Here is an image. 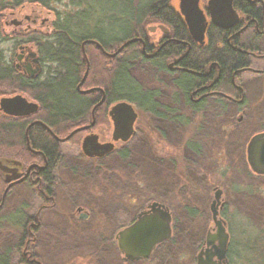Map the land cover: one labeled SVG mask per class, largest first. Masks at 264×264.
Masks as SVG:
<instances>
[{"label": "flooded vegetation", "instance_id": "1", "mask_svg": "<svg viewBox=\"0 0 264 264\" xmlns=\"http://www.w3.org/2000/svg\"><path fill=\"white\" fill-rule=\"evenodd\" d=\"M263 34L264 0H0V74L15 80V87L6 84L0 98L19 95L36 104L19 115L0 110V122L18 126L21 133V141L0 145V209L12 191L26 188L34 194L33 204L14 209V219L27 213L16 220L23 227L8 224L17 234H29L19 264H43L36 249L45 238L46 214L58 207L56 191L67 181L59 175L63 158L74 147L87 159L121 157L130 152L128 141L141 138L162 150L167 168L171 166L167 176L180 180L178 190L193 187L195 193L175 196L174 205L152 197L124 200L132 207L125 220L106 210L90 215L82 205L69 204L56 223L70 228L74 221L99 230L98 264H264V159L252 151V138L264 134V127L251 130L246 141L236 138L232 154L241 158L230 155V161L226 152L235 127L262 120L246 113L240 78L264 77ZM71 46L77 47L79 61L67 49ZM120 69L133 78L132 100L106 99L101 82L80 83L81 76L75 92L97 95L85 115L76 120L83 105L75 106L69 97L59 102L70 111L69 121L58 126L45 121V107L50 104L52 110L56 102L38 94L56 75ZM145 72L152 78L148 86L136 76ZM228 107L231 112L225 113ZM83 145L87 153L94 146L102 149L88 155ZM191 174L198 185H191ZM100 197L104 207L112 196ZM154 201L168 212L170 236L148 254L126 258L119 232L152 214ZM182 213L189 227L178 226Z\"/></svg>", "mask_w": 264, "mask_h": 264}, {"label": "rangeland", "instance_id": "2", "mask_svg": "<svg viewBox=\"0 0 264 264\" xmlns=\"http://www.w3.org/2000/svg\"><path fill=\"white\" fill-rule=\"evenodd\" d=\"M260 45L261 50H264V34L261 37ZM261 65L263 64L261 63ZM136 76L144 86H148L152 81L150 73H140ZM250 77L252 75L244 74L240 78L242 83L245 82L243 86L247 100L245 103L246 113L260 115L258 118L262 120L254 123L252 121L246 126L235 127L232 142L230 141L226 147L229 158L230 155L241 158L238 153L232 154V150L236 146V138L241 142L246 141L252 133L251 130L264 127V77L253 81ZM219 108L218 113H222ZM229 110H231L230 107L224 112L230 113ZM157 124L161 126L162 123L157 122ZM250 127L252 128L250 129ZM127 147L130 150L127 157L111 154L97 161L85 158L80 149L74 147L71 156L63 158L62 172H59V175L63 179L66 178L67 181L60 183V188L56 191L58 207L54 210V214L51 212L46 214L47 226L42 228V235L45 238H42L43 244L36 249L43 264H73L72 262L81 260L86 264H98V259L99 262L101 261L102 252L98 246L101 241L99 230L90 228L88 224H76L74 221L70 228L59 226L56 223L59 221L56 217L64 213L70 207L69 204H74L75 207L79 204L82 205L81 207L90 215L95 214L96 210H106L111 212V215H115V218L122 216V220H125L132 207L124 200L135 197H152L154 200L169 199L174 205L175 196L180 195L186 198L185 195H189L188 193L191 195L195 193L191 192L194 191L193 187H187V189L180 187L178 190L179 178L175 174L167 176L171 166L169 169L167 168L162 150L152 148L150 141L144 138L134 139L127 142ZM205 152L207 153V151ZM230 161H232L231 158ZM93 163L99 164L104 170L99 169ZM192 179L191 185H198L194 175H192ZM96 195L99 197L111 195L112 197L109 198L111 200L106 197L107 201H104L105 206L103 207ZM8 199L6 207L0 209V253L12 248L17 235V232L8 225L11 220H4L3 217L15 214L14 209L16 208L24 209V206L33 204L34 194L26 188H20L12 191ZM100 199L102 198L100 197ZM55 219L58 220L55 221ZM176 220L179 227L192 225L183 213ZM83 262L81 264H84Z\"/></svg>", "mask_w": 264, "mask_h": 264}, {"label": "trees", "instance_id": "3", "mask_svg": "<svg viewBox=\"0 0 264 264\" xmlns=\"http://www.w3.org/2000/svg\"><path fill=\"white\" fill-rule=\"evenodd\" d=\"M156 1H159V0H156ZM67 49L71 51L72 55L74 56V59L76 61H79L77 47L71 46L70 48H67ZM10 76L12 75L0 74V92H3L5 89H7L6 84H9V82H10L11 87L12 86L15 87V85H13L14 84L13 81L15 80H11ZM81 76L82 74L77 71L64 73V74H58L56 75L55 79L50 80L51 86L47 85L46 87H42L40 89L39 91L40 94L38 95H46L48 99L53 98L54 102H56L55 106L52 105V110H50V104H48L47 107H45L46 112H47L45 121L50 126H58L60 123L66 124L69 121L68 117H69L70 111L64 109V106L60 105L59 103L60 99L64 101L70 97V100L74 102L75 106L78 103H81V105H83L82 110L84 109V111L81 110L82 113L78 112L74 116L76 117V120H78L80 116L83 117L85 113L88 111L89 107L92 104L91 99H93L94 95L90 94L89 96H86V95L82 96V95L77 94L75 90L73 89L75 83L79 80ZM190 79L191 78L188 77V80L186 81L188 83L192 82V79L191 80ZM67 82H70L68 85H70V88L73 90L71 94L67 92L70 90H66ZM84 82L85 84H89V85H94V84L97 85L101 82L106 91V99L122 98V99L132 100V98L135 97V90L133 89V78L129 73L126 72L125 69H120L116 73L114 72L111 74L109 73L99 74V73L91 72L87 74ZM54 92H56L57 94L56 95L53 94ZM141 97L142 99L147 98L145 94H143ZM48 107H49V110H47ZM51 113L53 115H51ZM8 141H16V142L21 141L20 129L18 126L6 127V125H3L0 122V145H4ZM128 155H129L128 152H126L122 154V157H127ZM21 214L22 216L24 215L26 218L27 213L26 214L21 213ZM13 217H15V214H11V215H8L7 217H3V219L4 220L9 219L11 221L15 220V221H12L14 222L13 225H17L22 228L23 223H19L18 221H16V220H19L21 217H19V219L18 218L14 219ZM28 236L29 234H27L24 231H21L20 233H18L17 234L18 239L15 245L12 248L5 251L4 253H0V260H1L0 264H19L20 263L19 260L24 258L23 256H21L20 258L19 254L22 250L23 243L24 241H26Z\"/></svg>", "mask_w": 264, "mask_h": 264}, {"label": "water", "instance_id": "4", "mask_svg": "<svg viewBox=\"0 0 264 264\" xmlns=\"http://www.w3.org/2000/svg\"><path fill=\"white\" fill-rule=\"evenodd\" d=\"M127 44V43H125ZM124 44V45H125ZM87 72H85L80 80L84 81ZM78 88V86H77ZM89 90H81L86 93ZM123 106V105H122ZM131 110L129 106H124ZM36 108V104L26 102L24 98L19 95L11 98H0V110L7 114L19 115L32 111ZM81 127L79 129H83ZM76 129V130H79ZM74 130L73 132H75ZM71 132V133H73ZM70 136V135H68ZM67 136V137H68ZM253 147L252 151H258L262 160L264 159V134H258L252 138ZM83 152L91 155L93 152L100 154L99 146L92 147V153H87L86 145L82 147ZM94 154V153H93ZM152 214L139 218L132 225L124 228L119 232V247L125 253V257L132 259L139 256H144L149 253L151 248L157 243L170 236V217L168 212L161 208L158 202H152L149 206ZM223 228L218 227V233L224 238Z\"/></svg>", "mask_w": 264, "mask_h": 264}]
</instances>
